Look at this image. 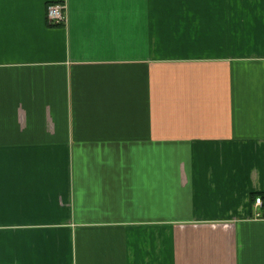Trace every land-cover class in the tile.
Returning a JSON list of instances; mask_svg holds the SVG:
<instances>
[{"label": "crops", "instance_id": "0c3cea01", "mask_svg": "<svg viewBox=\"0 0 264 264\" xmlns=\"http://www.w3.org/2000/svg\"><path fill=\"white\" fill-rule=\"evenodd\" d=\"M0 264H264V0H0Z\"/></svg>", "mask_w": 264, "mask_h": 264}, {"label": "built area", "instance_id": "2783aa9c", "mask_svg": "<svg viewBox=\"0 0 264 264\" xmlns=\"http://www.w3.org/2000/svg\"><path fill=\"white\" fill-rule=\"evenodd\" d=\"M46 19L49 25H60L66 22V7L62 2H50L46 6ZM261 199L256 197L255 204H260Z\"/></svg>", "mask_w": 264, "mask_h": 264}]
</instances>
